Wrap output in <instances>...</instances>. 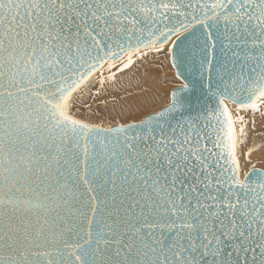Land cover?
<instances>
[{"label":"snow or ice","instance_id":"1","mask_svg":"<svg viewBox=\"0 0 264 264\" xmlns=\"http://www.w3.org/2000/svg\"><path fill=\"white\" fill-rule=\"evenodd\" d=\"M150 57L178 87L80 118ZM257 115L264 0H0V264H264Z\"/></svg>","mask_w":264,"mask_h":264},{"label":"bare ground","instance_id":"2","mask_svg":"<svg viewBox=\"0 0 264 264\" xmlns=\"http://www.w3.org/2000/svg\"><path fill=\"white\" fill-rule=\"evenodd\" d=\"M162 61L164 57L159 59L150 57L138 62L131 71L123 75L118 74L117 80L106 94L94 101L90 98L85 99V105L79 113L80 118L95 122L124 120L126 117H133L132 114L139 112L145 105H151L159 95L166 97L170 89L168 85L172 82L177 84L179 81L175 80L171 73L168 74L172 69L166 61L162 66ZM255 119L256 131H251L250 124L247 141L240 149L242 172L251 167V164L246 162L244 153L253 146L258 150L251 155V163L257 168L264 169V117L257 115Z\"/></svg>","mask_w":264,"mask_h":264},{"label":"rangeland","instance_id":"3","mask_svg":"<svg viewBox=\"0 0 264 264\" xmlns=\"http://www.w3.org/2000/svg\"><path fill=\"white\" fill-rule=\"evenodd\" d=\"M172 71V72H171ZM171 71H168V74L170 75V73L173 75V70H171ZM174 76V75H173ZM173 83V82H172ZM172 83H170L169 85H168V88H170V89H168V92L172 89V88H175V87H178V84L179 83H174L175 84V86H174V84H172ZM171 86V87H170ZM132 118H134V117H126L124 120H121V121H127V120H130V119H132ZM107 122H109V121H105V123H107Z\"/></svg>","mask_w":264,"mask_h":264},{"label":"water","instance_id":"4","mask_svg":"<svg viewBox=\"0 0 264 264\" xmlns=\"http://www.w3.org/2000/svg\"><path fill=\"white\" fill-rule=\"evenodd\" d=\"M191 102L194 104L196 102L195 97H191Z\"/></svg>","mask_w":264,"mask_h":264}]
</instances>
